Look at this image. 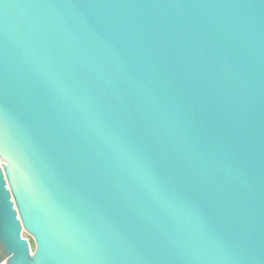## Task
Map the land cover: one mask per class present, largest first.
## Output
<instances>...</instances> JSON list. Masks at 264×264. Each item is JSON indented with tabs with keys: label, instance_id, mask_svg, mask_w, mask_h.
<instances>
[{
	"label": "water",
	"instance_id": "water-1",
	"mask_svg": "<svg viewBox=\"0 0 264 264\" xmlns=\"http://www.w3.org/2000/svg\"><path fill=\"white\" fill-rule=\"evenodd\" d=\"M0 124L1 264H264V0H0Z\"/></svg>",
	"mask_w": 264,
	"mask_h": 264
},
{
	"label": "snow or ice",
	"instance_id": "snow-or-ice-1",
	"mask_svg": "<svg viewBox=\"0 0 264 264\" xmlns=\"http://www.w3.org/2000/svg\"><path fill=\"white\" fill-rule=\"evenodd\" d=\"M0 158L7 160V151H6V138H5V132L3 129L2 124H0ZM5 167L8 165L5 164ZM2 243V241H0Z\"/></svg>",
	"mask_w": 264,
	"mask_h": 264
},
{
	"label": "rangeland",
	"instance_id": "rangeland-1",
	"mask_svg": "<svg viewBox=\"0 0 264 264\" xmlns=\"http://www.w3.org/2000/svg\"><path fill=\"white\" fill-rule=\"evenodd\" d=\"M23 235L30 240L32 247H34L33 239L26 232H24Z\"/></svg>",
	"mask_w": 264,
	"mask_h": 264
},
{
	"label": "built area",
	"instance_id": "built-area-1",
	"mask_svg": "<svg viewBox=\"0 0 264 264\" xmlns=\"http://www.w3.org/2000/svg\"><path fill=\"white\" fill-rule=\"evenodd\" d=\"M0 264H1V262H0Z\"/></svg>",
	"mask_w": 264,
	"mask_h": 264
}]
</instances>
